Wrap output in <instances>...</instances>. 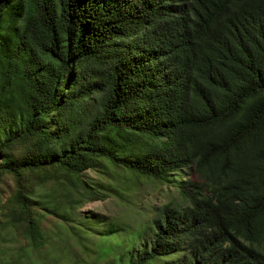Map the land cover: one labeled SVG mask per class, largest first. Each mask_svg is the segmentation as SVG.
I'll use <instances>...</instances> for the list:
<instances>
[{
	"label": "trees",
	"instance_id": "1",
	"mask_svg": "<svg viewBox=\"0 0 264 264\" xmlns=\"http://www.w3.org/2000/svg\"><path fill=\"white\" fill-rule=\"evenodd\" d=\"M4 175L0 228L25 243L0 264H60L42 219L79 236L85 201L142 178L181 202L107 264H264V0H0Z\"/></svg>",
	"mask_w": 264,
	"mask_h": 264
},
{
	"label": "rangeland",
	"instance_id": "2",
	"mask_svg": "<svg viewBox=\"0 0 264 264\" xmlns=\"http://www.w3.org/2000/svg\"><path fill=\"white\" fill-rule=\"evenodd\" d=\"M85 178H90L95 183H101L104 187L102 176L94 170L85 173ZM119 184L128 183L127 180L116 177ZM104 181V180H103ZM15 189V182L12 176L4 175L0 177V199L5 202L9 195ZM36 192L39 195L47 192L50 195L58 196V187L53 185L36 186ZM106 196L100 195V199L85 201L78 209L80 213L89 216L88 220L76 219L75 224L81 228L80 233L85 236L84 241L80 238L82 235L74 236V233H67L62 230V224L59 223L57 216L47 214L41 221V227L48 238L45 250L50 259L55 258L60 264H69L77 261L85 264H107L123 253L126 249V240L132 239L133 235L141 230L145 217V211L154 210L160 205L169 201H180L177 190L174 187L159 182H152L149 179L142 178L129 191L116 195L101 189ZM85 217V216H83ZM108 221H117L122 231L116 235H105L102 238L100 232L106 231ZM96 223L91 232L84 229V225ZM96 229V230H94ZM79 233V230H78ZM69 241V239H71ZM77 240V241H75ZM69 242L73 247H64L63 244ZM25 243L19 229L12 226H1L0 228V249H9V252H15L19 244ZM108 248V250H107ZM111 248V249H110Z\"/></svg>",
	"mask_w": 264,
	"mask_h": 264
}]
</instances>
